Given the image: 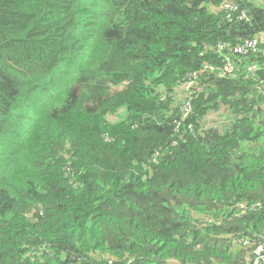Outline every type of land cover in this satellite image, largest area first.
Wrapping results in <instances>:
<instances>
[{
    "label": "trees",
    "instance_id": "obj_1",
    "mask_svg": "<svg viewBox=\"0 0 264 264\" xmlns=\"http://www.w3.org/2000/svg\"><path fill=\"white\" fill-rule=\"evenodd\" d=\"M263 33L264 0H0V264H254Z\"/></svg>",
    "mask_w": 264,
    "mask_h": 264
},
{
    "label": "built area",
    "instance_id": "obj_2",
    "mask_svg": "<svg viewBox=\"0 0 264 264\" xmlns=\"http://www.w3.org/2000/svg\"><path fill=\"white\" fill-rule=\"evenodd\" d=\"M263 43H264V33L260 34L259 36L255 37V38H252L251 40L245 41L241 45L236 46L233 49V51L235 53H243V52H245L246 49H248V50L255 52L257 50V47ZM252 67L254 68V66H251L250 68H252ZM231 69H232V66L230 64H227L224 67L223 72H229ZM185 111H187V109H185ZM259 250H260V248L258 249V251ZM259 260L264 262V254H261L258 252L257 257L254 260V264H257Z\"/></svg>",
    "mask_w": 264,
    "mask_h": 264
},
{
    "label": "rangeland",
    "instance_id": "obj_3",
    "mask_svg": "<svg viewBox=\"0 0 264 264\" xmlns=\"http://www.w3.org/2000/svg\"><path fill=\"white\" fill-rule=\"evenodd\" d=\"M225 115V112H220V111H216V112H212L210 113L209 115V118H208V121L209 123L213 124L215 123L216 121H220L221 123L226 122V119L224 120V116Z\"/></svg>",
    "mask_w": 264,
    "mask_h": 264
},
{
    "label": "water",
    "instance_id": "obj_4",
    "mask_svg": "<svg viewBox=\"0 0 264 264\" xmlns=\"http://www.w3.org/2000/svg\"><path fill=\"white\" fill-rule=\"evenodd\" d=\"M263 247H264V243H263Z\"/></svg>",
    "mask_w": 264,
    "mask_h": 264
}]
</instances>
